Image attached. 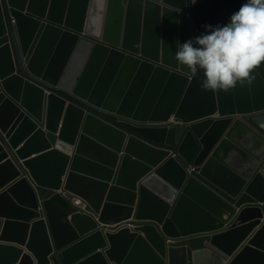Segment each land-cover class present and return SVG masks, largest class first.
<instances>
[{"label": "water", "instance_id": "obj_1", "mask_svg": "<svg viewBox=\"0 0 264 264\" xmlns=\"http://www.w3.org/2000/svg\"><path fill=\"white\" fill-rule=\"evenodd\" d=\"M245 2L0 0V242L18 264H264V66L212 92L174 58Z\"/></svg>", "mask_w": 264, "mask_h": 264}, {"label": "clouds", "instance_id": "obj_2", "mask_svg": "<svg viewBox=\"0 0 264 264\" xmlns=\"http://www.w3.org/2000/svg\"><path fill=\"white\" fill-rule=\"evenodd\" d=\"M8 21L12 23L13 17ZM204 27L207 33L182 44L177 41V51L174 54L177 67L187 68L191 76L202 71L203 78L199 86L203 91H230L237 85H250L257 78L259 69L264 66V0H247L231 15L226 25ZM57 92L61 93L59 90ZM97 113L109 121L117 122L110 114L100 111ZM180 122L181 119L175 115L168 120L143 121L149 126H171ZM191 168L194 166L191 165ZM78 200L82 199L76 198L75 204L83 206V200L81 204H77ZM128 222L134 223L136 228L137 224L132 220L119 225Z\"/></svg>", "mask_w": 264, "mask_h": 264}, {"label": "crops", "instance_id": "obj_3", "mask_svg": "<svg viewBox=\"0 0 264 264\" xmlns=\"http://www.w3.org/2000/svg\"><path fill=\"white\" fill-rule=\"evenodd\" d=\"M23 253L18 246L0 242V264H18Z\"/></svg>", "mask_w": 264, "mask_h": 264}, {"label": "built area", "instance_id": "obj_4", "mask_svg": "<svg viewBox=\"0 0 264 264\" xmlns=\"http://www.w3.org/2000/svg\"><path fill=\"white\" fill-rule=\"evenodd\" d=\"M82 200H78L76 203L81 204ZM129 227V228H134L135 224L132 222H128L127 224L119 225L114 228V230H120L122 228Z\"/></svg>", "mask_w": 264, "mask_h": 264}]
</instances>
